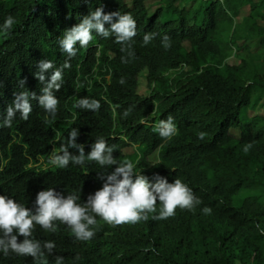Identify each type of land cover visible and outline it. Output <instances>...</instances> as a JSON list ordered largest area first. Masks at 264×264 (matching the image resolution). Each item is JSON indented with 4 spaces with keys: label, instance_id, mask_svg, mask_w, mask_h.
I'll return each instance as SVG.
<instances>
[{
    "label": "trees",
    "instance_id": "obj_1",
    "mask_svg": "<svg viewBox=\"0 0 264 264\" xmlns=\"http://www.w3.org/2000/svg\"><path fill=\"white\" fill-rule=\"evenodd\" d=\"M148 1L0 0V25L15 19L0 32V195L33 214L36 195L49 188L86 206L117 165L85 159L58 169L48 160L63 155L61 147L79 156L82 146L87 156L103 138L114 159L132 162L151 184L181 180L192 206L160 219L157 201L148 219L120 225L90 213L97 224L88 241L59 221L55 232L34 225L27 239L39 243L47 264H264V0H157L152 15ZM98 8L131 15L136 36L118 43L115 34L93 31L94 40L85 48L77 42L69 58L59 41ZM41 61L53 64L44 81ZM56 70L62 79L51 90L53 116L39 100ZM141 72L147 96L137 93ZM22 92L32 111L26 120L16 112L9 123L7 110ZM80 100L99 108L77 106ZM169 117L176 132L163 138L156 129ZM73 129L76 148L68 144ZM0 264L38 262L10 249Z\"/></svg>",
    "mask_w": 264,
    "mask_h": 264
},
{
    "label": "clouds",
    "instance_id": "obj_2",
    "mask_svg": "<svg viewBox=\"0 0 264 264\" xmlns=\"http://www.w3.org/2000/svg\"><path fill=\"white\" fill-rule=\"evenodd\" d=\"M14 23V17L8 16L4 23L0 25V32H9ZM105 23L110 25L107 30L105 29ZM93 31L105 38L110 34H115L118 43L128 42L137 34L136 21L129 14L121 15L118 12L104 14L103 8H98L86 16L78 26L65 32L63 39L59 41L60 49L62 52L67 53L69 58L75 57L77 42H79L80 48H85L90 41L94 40ZM147 39L146 36L145 40L147 41ZM169 46L166 44L164 47ZM67 66L65 64V67ZM39 68L40 73L37 74V77L40 81H44L43 73L53 68V64L50 61H41ZM61 79V71L56 70L51 75L50 82L44 89V95L39 100L43 108L53 116L58 101L52 95L51 90L59 88L57 81ZM23 83L21 81V84ZM77 106L99 108L96 101L89 104L87 100H80ZM31 111L29 93L22 92L16 96L13 106L7 110L8 122L10 123L16 112H19L21 117L26 120ZM125 116H127V113H125ZM156 130L163 138H170L176 132L171 117L167 122H161ZM77 135L78 132L75 129L69 133L71 139L68 144L70 147H77L73 142ZM113 151L114 149L108 147L103 138H99L87 156L84 155L82 146L79 148V156H70L67 150L61 147L60 152L63 155H53L48 160L49 165L58 169L68 167L69 163L82 166L85 159L96 162L101 168L117 165L115 170L107 175V183L104 184L103 188L88 198L86 206L77 203V195L65 197L63 194L49 188L38 192L36 195V214H33L29 209L8 196L0 195V232L5 237L10 236L7 241L0 239V253L7 256L11 249L17 255L34 258L38 264H47L39 243L27 239L32 235L34 225L55 232L54 222L59 221L66 224L77 239L88 241L95 234L90 226L97 224V220L90 213H94L95 217H100L104 222L120 225L148 219L144 213L145 211L148 213L157 211V201L160 202V216L158 217L160 219L175 215L177 208H191L193 195L189 187L181 180L176 179L174 183L169 184L165 179L157 178V182L151 184L146 176L135 171V165L132 162L121 164L117 159H114L112 156ZM133 176H135V179H133ZM14 230L16 234L11 235ZM18 236L25 237L22 243H17ZM45 247L51 251L55 245L53 242H47ZM57 264H61V262L58 260Z\"/></svg>",
    "mask_w": 264,
    "mask_h": 264
},
{
    "label": "rangeland",
    "instance_id": "obj_3",
    "mask_svg": "<svg viewBox=\"0 0 264 264\" xmlns=\"http://www.w3.org/2000/svg\"><path fill=\"white\" fill-rule=\"evenodd\" d=\"M127 3L130 4V0H127ZM189 6H191V4H184L185 8H188ZM157 7H159V3L157 2V0H149L147 3V9H148V13L149 15H152L154 13V11L157 9ZM246 13V10L243 12V14ZM233 60L230 59L229 63L232 64ZM138 89H137V93L142 95V96H147L149 94V89L147 87V83H146V73L145 72H141L138 75ZM261 115H264V110H261L258 112ZM253 115V114H250ZM233 135H237V131H233L232 132ZM125 153L128 154V156L130 155H134L136 153L134 148H127L125 150ZM150 164H154L157 162V155L154 154L151 157H149L148 159Z\"/></svg>",
    "mask_w": 264,
    "mask_h": 264
}]
</instances>
